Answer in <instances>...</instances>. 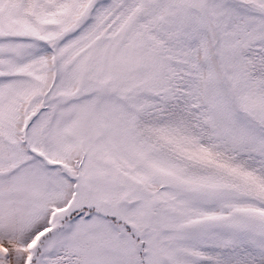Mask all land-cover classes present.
Masks as SVG:
<instances>
[{"label":"snow or ice","instance_id":"snow-or-ice-1","mask_svg":"<svg viewBox=\"0 0 264 264\" xmlns=\"http://www.w3.org/2000/svg\"><path fill=\"white\" fill-rule=\"evenodd\" d=\"M0 264H264V0H0Z\"/></svg>","mask_w":264,"mask_h":264}]
</instances>
